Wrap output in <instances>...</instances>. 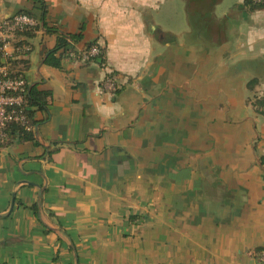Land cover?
I'll use <instances>...</instances> for the list:
<instances>
[{
    "label": "crops",
    "instance_id": "obj_1",
    "mask_svg": "<svg viewBox=\"0 0 264 264\" xmlns=\"http://www.w3.org/2000/svg\"><path fill=\"white\" fill-rule=\"evenodd\" d=\"M44 2L28 44L6 48L50 94L34 139L0 145V264H258L264 120L249 83L264 89V8L181 0L185 21L164 25L174 0ZM34 5L0 0V20ZM49 30L81 34L78 51L97 42L105 62L46 64Z\"/></svg>",
    "mask_w": 264,
    "mask_h": 264
},
{
    "label": "trees",
    "instance_id": "obj_2",
    "mask_svg": "<svg viewBox=\"0 0 264 264\" xmlns=\"http://www.w3.org/2000/svg\"><path fill=\"white\" fill-rule=\"evenodd\" d=\"M191 1L192 0H188V3H191ZM33 2L35 5L32 11H23L20 14L30 16L39 22L44 21L46 15V4L44 0H33ZM246 4L250 5L253 10L264 8V0H246ZM189 14L192 20L195 22V17H197L194 16L195 11L190 9ZM200 17L203 18V16ZM34 28H30L17 33V40L14 43L15 48H22L23 46H25L24 44H28L25 38H30L34 36ZM49 32H53L58 35L57 46L54 50L51 51L50 56L46 60V64L55 68L61 67L62 59L67 55L74 54L79 60L84 53H89L95 47L99 48L97 42H91L85 44L82 51H78L76 47L82 42L83 39L81 34L70 36L60 33L58 30H49ZM99 50V54L92 56L90 61H97L102 64L105 62L103 50H101L100 48ZM26 54H21L17 52L14 56L9 57L4 52H0V69L6 68V76L9 78L24 79L27 81L26 75L28 70L30 69V63ZM255 84H257V81L253 80L249 83V88H252V86ZM26 88V98L28 103L25 108V113L30 121V124L35 127V109H43V107L48 105L45 98L48 97L50 93L38 90L37 86H34L30 89L29 83ZM7 133L8 140L5 143L0 144L1 146L9 145L14 141L34 139L33 132L25 131V129L17 123L10 124L7 128ZM56 151L57 150H53L51 153L53 154Z\"/></svg>",
    "mask_w": 264,
    "mask_h": 264
},
{
    "label": "built area",
    "instance_id": "obj_3",
    "mask_svg": "<svg viewBox=\"0 0 264 264\" xmlns=\"http://www.w3.org/2000/svg\"><path fill=\"white\" fill-rule=\"evenodd\" d=\"M37 22L34 18L25 14H17L0 20V52L6 54V48L10 44L14 46L17 40V33L34 28ZM16 50L20 51L21 49ZM28 50V49H27ZM99 48H93L89 53H84L80 58L81 62H89L91 57L99 54ZM7 55V54H6ZM6 68L0 69V144L8 140L7 128L12 123L21 125L25 131L33 132L34 127L26 116L27 86L24 79H13L6 76ZM111 77H108L105 86L112 85ZM258 264H264V248L254 252Z\"/></svg>",
    "mask_w": 264,
    "mask_h": 264
},
{
    "label": "rangeland",
    "instance_id": "obj_4",
    "mask_svg": "<svg viewBox=\"0 0 264 264\" xmlns=\"http://www.w3.org/2000/svg\"><path fill=\"white\" fill-rule=\"evenodd\" d=\"M176 6H177V8H176ZM180 6L182 7L181 0H174V2H172V5H170L171 8L168 9L166 16H163V18H162L164 23L163 22H161V23H163L164 25L170 24L171 18L173 20L175 18V16L177 15V12L179 13V16L181 17V19H179V21L181 20V22H184L185 21V13L183 12V14H182L183 10L179 11ZM249 67H250V69H256L255 63L249 62ZM253 80H256L257 84L253 85L252 88H250V92H249V104H250L252 111H253L252 115L256 118H263V120H264V115H263L264 114L263 113L264 112V89L258 88V86H260L262 84V81L260 82V80H258L257 78H254V79L250 80V82H252Z\"/></svg>",
    "mask_w": 264,
    "mask_h": 264
},
{
    "label": "water",
    "instance_id": "obj_5",
    "mask_svg": "<svg viewBox=\"0 0 264 264\" xmlns=\"http://www.w3.org/2000/svg\"><path fill=\"white\" fill-rule=\"evenodd\" d=\"M31 89V88H30Z\"/></svg>",
    "mask_w": 264,
    "mask_h": 264
}]
</instances>
